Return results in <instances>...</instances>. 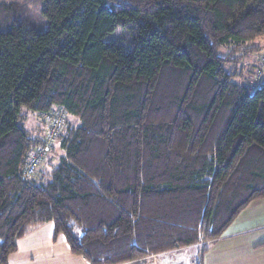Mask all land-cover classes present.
<instances>
[{
    "label": "trees",
    "instance_id": "trees-1",
    "mask_svg": "<svg viewBox=\"0 0 264 264\" xmlns=\"http://www.w3.org/2000/svg\"><path fill=\"white\" fill-rule=\"evenodd\" d=\"M42 2L45 32L0 5V264L47 223L89 264L222 238L264 198V85L220 51L264 37V0ZM56 108L78 124L29 179L23 110Z\"/></svg>",
    "mask_w": 264,
    "mask_h": 264
},
{
    "label": "rangeland",
    "instance_id": "rangeland-1",
    "mask_svg": "<svg viewBox=\"0 0 264 264\" xmlns=\"http://www.w3.org/2000/svg\"><path fill=\"white\" fill-rule=\"evenodd\" d=\"M13 5L14 17L21 24L33 28L38 32H45L49 23L44 17L42 0H0V5ZM121 37V30H117L106 38V41L117 40ZM224 57L226 68L235 74V81L241 85L258 88L264 85V37L256 39L253 44H245L239 48H228L220 51ZM25 115L24 127L31 136H44L43 126L35 114L23 110ZM68 124L77 125V121L68 118ZM42 136V137H43ZM59 140L47 160L55 163L61 156ZM44 163H46V161ZM48 162V161H47ZM47 165V163H46ZM45 165V166H46ZM47 167V166H46ZM247 229H260L255 235L258 243H264V198L252 202L243 210L236 220L226 230L225 234ZM205 243V242H204ZM207 248V247H206ZM203 251L202 248L190 252L165 258V262L175 261L176 264H191L192 258ZM192 252L197 253L196 255ZM192 253V255H191ZM198 257V256H197ZM199 261V260H198Z\"/></svg>",
    "mask_w": 264,
    "mask_h": 264
},
{
    "label": "crops",
    "instance_id": "crops-1",
    "mask_svg": "<svg viewBox=\"0 0 264 264\" xmlns=\"http://www.w3.org/2000/svg\"><path fill=\"white\" fill-rule=\"evenodd\" d=\"M256 230L260 229H247L224 234L222 238L212 243H201L198 246L153 255L131 264H176L171 260L165 262V258L199 248H202L203 251L198 253V257L192 258L191 264H264V243H258L255 235L258 231ZM7 264L89 263L84 258L73 254L66 238L63 235L56 236L55 225L47 223L36 227L18 241L17 251L10 256Z\"/></svg>",
    "mask_w": 264,
    "mask_h": 264
},
{
    "label": "built area",
    "instance_id": "built-area-1",
    "mask_svg": "<svg viewBox=\"0 0 264 264\" xmlns=\"http://www.w3.org/2000/svg\"><path fill=\"white\" fill-rule=\"evenodd\" d=\"M68 118L66 112L59 108L39 116V120L44 129L43 143L29 156L27 170L25 172L27 178L32 179L39 169L46 165L48 156L54 150L59 135L68 123ZM45 160H47L46 163H44Z\"/></svg>",
    "mask_w": 264,
    "mask_h": 264
}]
</instances>
